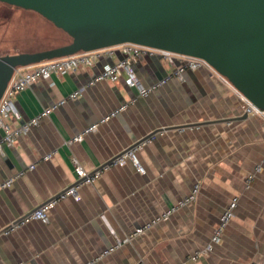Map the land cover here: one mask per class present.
Returning <instances> with one entry per match:
<instances>
[{
  "label": "crops",
  "instance_id": "0c3cea01",
  "mask_svg": "<svg viewBox=\"0 0 264 264\" xmlns=\"http://www.w3.org/2000/svg\"><path fill=\"white\" fill-rule=\"evenodd\" d=\"M122 58L119 52L103 55L92 68L53 75L15 97L20 118L10 121L12 129L83 90L0 156V186L24 172L12 186L0 188V264H86L114 244L112 232L132 233L177 206L196 184L193 203L97 264H264V168L255 173L264 159V116L247 114L242 94L208 69L188 71L184 81L172 78L147 97L123 78L91 85L105 65ZM175 66L161 57L135 63L148 86L172 75ZM125 103L116 117L69 143ZM149 139L138 152L145 175L130 162L104 168ZM75 160L101 176L81 187L79 200L58 202L48 224L31 220L5 234L75 182ZM234 197L238 207L221 243L197 255Z\"/></svg>",
  "mask_w": 264,
  "mask_h": 264
},
{
  "label": "water",
  "instance_id": "95a60500",
  "mask_svg": "<svg viewBox=\"0 0 264 264\" xmlns=\"http://www.w3.org/2000/svg\"><path fill=\"white\" fill-rule=\"evenodd\" d=\"M34 11L67 44L0 56V100L14 69L135 44L205 60L264 110V0H0Z\"/></svg>",
  "mask_w": 264,
  "mask_h": 264
},
{
  "label": "built area",
  "instance_id": "2783aa9c",
  "mask_svg": "<svg viewBox=\"0 0 264 264\" xmlns=\"http://www.w3.org/2000/svg\"><path fill=\"white\" fill-rule=\"evenodd\" d=\"M116 52L121 53L123 55V58L116 63L105 65L102 68L101 72L98 73L92 79L91 85L107 81L118 82L123 78L125 80L126 85L130 89H135L140 97H147L155 93L163 86H165L172 78H176L179 81H184L185 74L188 71L208 69L212 72L217 73L216 70L203 59L182 56L168 51L135 44H122L91 52H80L75 55L47 60L29 66L16 67L14 69L12 78L10 79L7 85L4 95L0 100V156L4 153L5 147L14 146L20 137L27 135L32 128L38 126L41 121L44 118L48 117L52 111L63 106L68 101L78 99L82 95L83 90L80 89L70 94L68 97L55 102L52 106L44 109L38 116L28 121H25L18 127L12 129L10 126V121L13 118H20L19 110L15 102V97L18 93L25 91L38 81L50 79L53 75L65 76L77 71L81 67L92 68L100 61L103 55L112 56ZM144 57H161L170 62L171 64L176 65L172 75L167 76L152 85H145L140 80L135 69V63ZM243 98L246 104L245 111L247 114L264 116V110H260L255 107L244 96ZM128 105L129 103H125L124 105L120 106L119 108L111 112L109 115L102 118L96 124L86 128L81 134L73 137L72 140L69 141V143L81 142L85 138V136L95 132L102 123L107 122L110 119L116 117L123 110H125ZM149 141L150 139L144 140L143 142L136 144L134 147L128 149L127 151L116 157L110 162V164L106 165L104 168L108 169L112 166H124L125 164L130 162L140 174L145 175L146 169L140 162L138 152ZM52 156L53 154H49L44 157V160H49L50 158H52ZM74 165L76 180L71 186L66 188L59 196L51 199L50 201L46 202L45 204L31 212L23 220L12 224V226L5 230L4 233L9 234L10 232L17 230L23 224L31 220H36L44 224H48L50 222L49 211L54 208L58 202L67 198L79 200V190L81 189V187H83L84 185L95 183L101 176V171H96L92 174H89L76 160L74 162ZM263 168L264 159L262 163L257 166L255 173L262 172ZM33 169H35V166H30V170ZM23 174L24 172H19L13 177L7 179L0 186V188L4 189L12 186L14 182ZM253 179L254 175H251L248 179V183H250ZM199 190L200 185L196 184L192 192L187 197H185L177 206H174L171 209L152 218L151 220L147 221L143 226L137 228L132 233L124 237H121L115 232H112L114 236V244L94 259L88 261L86 264H97L99 261L110 256L112 253L119 250L123 246L131 244L135 239L140 237L146 231L151 230L160 223L169 220L171 216L175 214L180 208L193 203L198 196ZM238 202V197H234L229 202L228 206L226 207L225 211L223 212L220 218L219 224L217 225L214 231V234L211 238V242L203 250V252H200L197 255L202 253L207 254L213 250V247L216 244L221 243L226 228L228 227L232 219L235 217ZM252 264L260 263L253 262Z\"/></svg>",
  "mask_w": 264,
  "mask_h": 264
},
{
  "label": "rangeland",
  "instance_id": "374dc122",
  "mask_svg": "<svg viewBox=\"0 0 264 264\" xmlns=\"http://www.w3.org/2000/svg\"><path fill=\"white\" fill-rule=\"evenodd\" d=\"M0 4V56L32 53L68 43V35L40 14Z\"/></svg>",
  "mask_w": 264,
  "mask_h": 264
},
{
  "label": "trees",
  "instance_id": "16d2710c",
  "mask_svg": "<svg viewBox=\"0 0 264 264\" xmlns=\"http://www.w3.org/2000/svg\"><path fill=\"white\" fill-rule=\"evenodd\" d=\"M71 41V38L68 36V43Z\"/></svg>",
  "mask_w": 264,
  "mask_h": 264
}]
</instances>
